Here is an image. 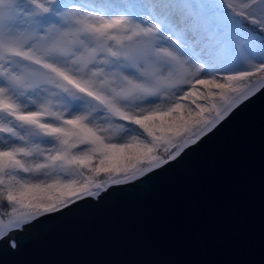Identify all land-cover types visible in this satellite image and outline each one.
Listing matches in <instances>:
<instances>
[{
  "label": "snow or ice",
  "instance_id": "6c2138e0",
  "mask_svg": "<svg viewBox=\"0 0 264 264\" xmlns=\"http://www.w3.org/2000/svg\"><path fill=\"white\" fill-rule=\"evenodd\" d=\"M264 96V0H0V242L164 170Z\"/></svg>",
  "mask_w": 264,
  "mask_h": 264
},
{
  "label": "water",
  "instance_id": "95a60500",
  "mask_svg": "<svg viewBox=\"0 0 264 264\" xmlns=\"http://www.w3.org/2000/svg\"><path fill=\"white\" fill-rule=\"evenodd\" d=\"M246 103L164 170L13 233L0 264H264V96Z\"/></svg>",
  "mask_w": 264,
  "mask_h": 264
},
{
  "label": "trees",
  "instance_id": "16d2710c",
  "mask_svg": "<svg viewBox=\"0 0 264 264\" xmlns=\"http://www.w3.org/2000/svg\"><path fill=\"white\" fill-rule=\"evenodd\" d=\"M92 199H95V198H92Z\"/></svg>",
  "mask_w": 264,
  "mask_h": 264
}]
</instances>
